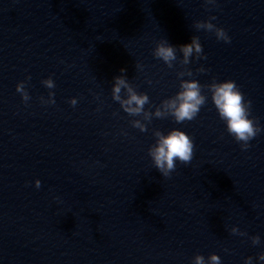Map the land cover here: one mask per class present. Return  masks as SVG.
<instances>
[{
	"label": "water",
	"instance_id": "1",
	"mask_svg": "<svg viewBox=\"0 0 264 264\" xmlns=\"http://www.w3.org/2000/svg\"><path fill=\"white\" fill-rule=\"evenodd\" d=\"M210 15L230 43L194 27ZM192 35L206 59L190 58L193 75L181 78L236 82L262 129L246 150L207 89L195 120L153 117L146 132L111 97L121 69L149 111L173 96L181 65L152 51ZM49 91L55 103H41ZM173 127L193 138L194 155L164 178L147 149L153 129ZM262 251L264 0H0V264H193L213 252L221 264H260Z\"/></svg>",
	"mask_w": 264,
	"mask_h": 264
},
{
	"label": "clouds",
	"instance_id": "2",
	"mask_svg": "<svg viewBox=\"0 0 264 264\" xmlns=\"http://www.w3.org/2000/svg\"><path fill=\"white\" fill-rule=\"evenodd\" d=\"M215 3L216 0H205V5H214ZM215 19V16L210 15L207 19L195 20L193 25L197 30L202 29L214 33L217 40L230 43V37L225 29L212 22ZM177 51L181 54L180 56H177ZM152 55L162 60L169 68L174 67V62L179 63L181 69L176 72L178 78L193 75L192 70L186 67L191 63L190 58L206 59L199 37L196 35H192L190 43L181 44L178 47L171 45L166 38H162L155 42ZM135 66L142 68L139 63H136ZM120 71L121 75L113 77L111 97L129 116L140 117L132 119L130 123L141 132L148 131L145 122L151 123L153 117L171 116L176 123L195 120L201 108L207 103L208 97L204 94V89L208 90L219 118L226 125V131L240 144L242 150L250 147L249 141L262 131L257 118L251 114V100L245 98L244 93L232 79L217 81L213 78L210 83L201 84L196 79L181 78L179 79V90L173 96L161 100L159 105L153 106L149 111L145 108V105L151 104L148 95L145 92H138L123 75L125 70L121 69ZM196 71L205 72L206 69L201 66ZM26 79L30 80L31 77ZM41 82L50 90L55 87L51 77L45 78ZM15 88L22 101L27 103L30 100V95L26 91L25 81L17 82ZM40 101L41 103L54 104V92L49 91L47 99L41 96ZM69 103L75 106L77 99L71 97ZM152 132L155 140L147 149L148 155L154 167L164 178L170 177L176 171L177 162L183 165H188L191 162L195 147L192 137L176 127L169 129L166 133L158 128L153 129ZM33 183L36 188L41 186L38 179ZM229 231L234 235H248L235 225H232ZM249 239L253 245L261 243L258 235H252ZM257 260L260 264H264V251L257 255ZM193 264H221V258L214 252L209 254L207 260L203 255L196 254L193 257ZM244 264H253V258L245 257Z\"/></svg>",
	"mask_w": 264,
	"mask_h": 264
}]
</instances>
